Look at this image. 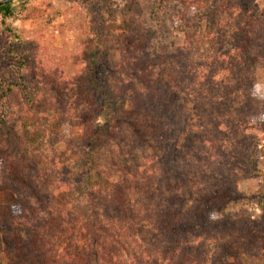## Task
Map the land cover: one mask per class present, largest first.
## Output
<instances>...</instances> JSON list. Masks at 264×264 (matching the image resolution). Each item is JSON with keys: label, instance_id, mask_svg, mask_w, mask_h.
Instances as JSON below:
<instances>
[{"label": "trees", "instance_id": "obj_1", "mask_svg": "<svg viewBox=\"0 0 264 264\" xmlns=\"http://www.w3.org/2000/svg\"><path fill=\"white\" fill-rule=\"evenodd\" d=\"M251 3L222 0L218 14L231 24L209 32L211 52L186 39L161 53L170 59L163 70L150 34L132 22L104 35L99 50L119 53L104 85L81 78L71 88L64 57L26 48L22 60L43 65L32 82L0 79L2 109L22 99L17 125L0 132V190L17 197L0 206V264H264V221L229 210L262 124L253 89L264 11ZM12 4L0 6L2 21L33 17L27 2ZM82 28L93 33L87 21Z\"/></svg>", "mask_w": 264, "mask_h": 264}, {"label": "rangeland", "instance_id": "obj_2", "mask_svg": "<svg viewBox=\"0 0 264 264\" xmlns=\"http://www.w3.org/2000/svg\"><path fill=\"white\" fill-rule=\"evenodd\" d=\"M24 2H27V12L33 13L31 19L23 17L26 13H23L19 20L2 21L0 18V79L3 77L12 79L15 74L20 73L32 82L34 70L40 71L43 65L33 69L32 63L29 60H22L21 57H27L26 48L36 42L40 46V51L53 60L58 57L66 59L64 81L68 82L71 88H74L75 80L81 78L86 80V85L95 84V81L104 85L105 81H110L109 77L119 63V53L110 50L105 55L104 51L99 50V41L104 42V35H118L119 30L126 29L125 24L128 22H132L144 33L150 34L149 55L153 57V64L158 70H163L170 60L164 54H170L182 47L186 39H189L193 46L199 42L203 45V50L209 54L211 52L210 38L207 37L209 32L214 31L217 24L227 31L231 24V19H222L218 14L217 6L222 0H16L12 5L18 6ZM251 5L257 14L264 11V0H252ZM87 16L88 19L85 20ZM85 21L93 33L85 35L82 28ZM197 34L203 37L202 41L195 38ZM223 46L229 48L231 45L227 41V45L225 43ZM91 56L96 60L94 65L89 62ZM50 64L48 62V66ZM88 66L92 68L91 72L88 71ZM179 91L180 103L189 107L190 99L185 91ZM253 92L259 97L262 106L253 121L254 123L261 121L262 124L260 127L254 126L256 129L252 135L253 143L249 151H246L247 160L241 161L238 165L239 197L229 210L238 217L248 216L253 220L264 221V67L262 66L257 69ZM21 103V97L16 94L7 102V110L2 109L3 105L0 104V120L4 121V124L0 123L2 136L5 134L4 125H17L21 114ZM254 105L257 107L259 103ZM252 111L255 112V108ZM2 115H4L3 119H1ZM97 124H102L101 118ZM74 134L76 135L77 132L69 133V135ZM230 154L233 156L232 152ZM246 162L250 165L251 162H256L257 170L249 174L250 167ZM16 199V195L11 191L0 190V206L13 205Z\"/></svg>", "mask_w": 264, "mask_h": 264}, {"label": "water", "instance_id": "obj_3", "mask_svg": "<svg viewBox=\"0 0 264 264\" xmlns=\"http://www.w3.org/2000/svg\"><path fill=\"white\" fill-rule=\"evenodd\" d=\"M16 0H0V6H4L6 4L12 3Z\"/></svg>", "mask_w": 264, "mask_h": 264}]
</instances>
